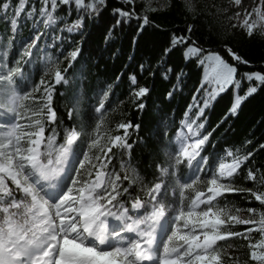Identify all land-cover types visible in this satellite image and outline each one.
Wrapping results in <instances>:
<instances>
[{"label":"snow or ice","instance_id":"snow-or-ice-1","mask_svg":"<svg viewBox=\"0 0 264 264\" xmlns=\"http://www.w3.org/2000/svg\"><path fill=\"white\" fill-rule=\"evenodd\" d=\"M105 13L106 47L130 29L132 51L125 71L90 87L83 43ZM0 23V264H264V137L228 140L243 106L264 97V55L239 43L264 45V0H0ZM146 32L155 51L137 57ZM133 65L138 112L151 95L140 76H159L171 102L197 69L182 114L161 118L151 146L139 123L113 116ZM57 86H72L67 119Z\"/></svg>","mask_w":264,"mask_h":264},{"label":"trees","instance_id":"trees-1","mask_svg":"<svg viewBox=\"0 0 264 264\" xmlns=\"http://www.w3.org/2000/svg\"><path fill=\"white\" fill-rule=\"evenodd\" d=\"M159 22L165 28H172L177 24H182V21L174 16H162L158 18ZM109 23L108 14L105 13L99 22L94 25H90L87 30L86 39L83 43V57L80 63L84 60H88V69L91 73L90 87H94L96 83L103 82L105 80L111 81L116 75H119L122 71H125L124 65L128 63V55L132 51L130 40V29H125L123 33H118L116 39L111 42L107 47L104 41L105 28ZM220 27L219 24L214 25ZM4 25L0 23V31L3 30ZM24 35H28L25 31ZM201 37L206 36V32L200 33ZM159 37L152 36L150 33H145L143 39L140 41V46L137 50V57L150 55L155 51V44ZM239 39V38H237ZM243 50L246 51L254 60L259 61V58L264 55V45H261L258 40L247 42L239 40ZM119 49V54L114 58L112 53ZM179 57L173 56L172 63H178ZM80 63L76 65V68L80 67ZM135 70V65L126 70L122 82L116 87L115 92L111 98V105L113 107L120 104L123 109V113L117 111L113 113L116 120L122 118L130 119L133 123H139L141 125L138 136L148 141L151 146L154 143L155 137L153 132L156 130L157 125L161 118L165 115L170 119L173 114L177 118L182 114L185 106L186 99L189 96L191 90L195 87L198 76L197 69L194 66H190L188 71L187 86L184 89L183 94H178L171 102L164 99L165 92L168 90L166 82L162 81L159 76L149 77L140 76L139 82L141 85H147L151 89V95L146 99V108L142 112H138L132 109L131 105L127 103L129 98V84L127 75ZM75 72V69L72 70ZM71 78V73H70ZM60 92H65V96H61ZM72 86H57V93L54 96V103L57 111L64 115L65 102L71 95ZM227 104V98L221 100L215 107L214 111L209 115L213 122L217 121L220 115L225 110ZM264 120V97L257 96L251 99L244 106L239 114L238 119H233L231 123V132L228 135L230 142H239L244 137L251 134H255L256 138L264 137V123H258ZM223 131V130H222ZM137 134H133V138H136ZM134 157L138 159H144L147 156V149L141 150L140 147H136L133 153ZM257 160H264V154L257 157Z\"/></svg>","mask_w":264,"mask_h":264}]
</instances>
